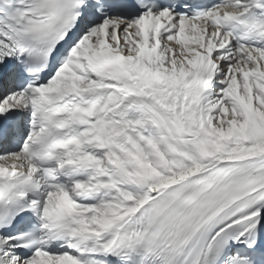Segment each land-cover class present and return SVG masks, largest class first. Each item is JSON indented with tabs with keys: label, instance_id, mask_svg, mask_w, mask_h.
<instances>
[{
	"label": "snow or ice",
	"instance_id": "obj_1",
	"mask_svg": "<svg viewBox=\"0 0 264 264\" xmlns=\"http://www.w3.org/2000/svg\"><path fill=\"white\" fill-rule=\"evenodd\" d=\"M0 264H264V0H0Z\"/></svg>",
	"mask_w": 264,
	"mask_h": 264
}]
</instances>
